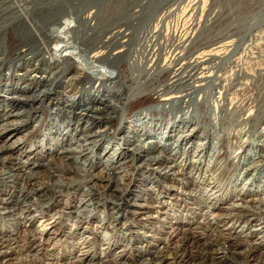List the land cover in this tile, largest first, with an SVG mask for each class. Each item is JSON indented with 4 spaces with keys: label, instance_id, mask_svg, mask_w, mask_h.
<instances>
[{
    "label": "bare ground",
    "instance_id": "1",
    "mask_svg": "<svg viewBox=\"0 0 264 264\" xmlns=\"http://www.w3.org/2000/svg\"><path fill=\"white\" fill-rule=\"evenodd\" d=\"M109 1L0 0V205L4 225L15 222L0 230V264H47L33 253L53 241L79 252L80 264H264V127L253 124L264 126V100L248 86L231 90L240 73L262 77L263 61L247 60L256 45L236 54L230 28L202 39L219 14L205 0L181 6L173 26L161 10L154 24L139 25L142 0ZM122 2L131 3L128 20L117 22ZM186 148L202 155L187 167V157L182 166L176 160ZM147 169L154 178L142 175ZM118 170L127 173L119 180ZM237 171L245 180H228L212 199L183 191L195 174L211 183ZM66 197L85 212L73 233L61 217ZM38 218L41 230H31ZM258 220L261 230H252ZM50 226L56 237L46 240ZM236 228L249 233L239 237Z\"/></svg>",
    "mask_w": 264,
    "mask_h": 264
},
{
    "label": "rangeland",
    "instance_id": "2",
    "mask_svg": "<svg viewBox=\"0 0 264 264\" xmlns=\"http://www.w3.org/2000/svg\"><path fill=\"white\" fill-rule=\"evenodd\" d=\"M114 1H117V0H114ZM136 1H141V0H136ZM188 1L189 0H142V3L146 4L147 8L144 11L145 13L143 12L142 18L139 19V25L140 24L142 25L143 23H144L143 26H146L148 24H154L155 21H157V19H155V14H156L155 12L160 11V10H161V12L164 11V13H166V19H165L164 25L168 24V26H170L169 24H171V26H173V25H175L176 22H177L176 24H181L180 21L183 20V17L181 16L182 15L181 12H179V8H181V6H184L186 4V2H188ZM109 2H112V0H110ZM249 2H251V3H249ZM254 3H255V5H254ZM130 4L131 3H128V2L127 3L126 2H122L121 6H120L121 9H120V7L117 8V9H120L117 12L118 14L115 17L117 22H125V21L128 20L127 9L126 8L128 6H130ZM101 5L102 6L104 5L103 2L102 3L101 2L98 3V6L101 7ZM205 5H206L205 6L206 10L210 9V8L211 9L214 8L215 11L218 10L216 12H217V14L218 13L219 14L217 16L218 18L216 17V20H215L218 25L216 24L215 28L214 27L209 28L208 32L205 31L206 33L202 35V39H204V38H206V39L208 38L209 39L212 36L210 34H213V35H221L222 34V35H224L225 33L226 34L228 33V30L233 29L234 31L233 30L232 31L235 32V34H234L235 38L234 39H236V41H238L237 43L239 44L238 48H237V51H236L237 52L236 54L244 55L245 52H246L245 51L246 47L248 45H251V44L256 45V48H255L256 50L253 51L254 52L253 55H252V53L251 54L248 53L249 55L247 54V57H248L247 60H249V62H251L252 64H255V65L256 64L258 65V63L263 61L262 65H264V0H205ZM176 8H178V11L171 12L172 10H174ZM123 12H125V13H123ZM115 18L111 19L109 22L111 23L112 20H113V22L111 23V24H113L115 22V20H114ZM123 18L125 19V21H124ZM218 20H220V21H218ZM106 22L107 21H105L103 19L102 20V26L105 27L107 25ZM137 30L138 29H134V32H135V35L139 36L140 35V33H139L140 30H138V31ZM212 32H214L215 34L212 33ZM78 35H81L80 32L78 33ZM137 36H135V37H137ZM260 37H261V39H260ZM249 39H251V40H249ZM256 41H257V44H256ZM249 57H252V58L250 59ZM258 59H259L260 62L258 61ZM110 72L112 73V71H110ZM249 73L251 74L252 72H249ZM263 73L264 72L261 73L262 77H260V75H259L260 73L259 72H258V75H257L256 72L252 73V75L254 74L255 77H253L251 75H248L247 73H246L247 74L246 75L245 72L240 73L242 76L240 74H238V75H240V76H238V78L240 79V80L238 79L239 80V84L238 85L234 84L235 86L233 85L231 90L234 91L235 89L236 90L239 89L241 86L242 87H247L248 86L249 88L255 89V91L259 90V91H257L259 94H261V93L263 94L264 93V91L262 89L263 88L262 85L264 84V82H263L264 81V77H263L264 74ZM218 83H219V81L217 82V84ZM236 85H237V88H236ZM214 91H215L214 89H212V91L209 90V94L212 92L211 93L212 96H210L211 98L209 97V102H210L209 103L210 104L209 107L210 108H209V111H208L210 113V114L208 113V115L210 116L211 119L215 118V113H214L215 110L211 106L212 102L210 101L211 99H214L213 95L216 92V91L215 92ZM262 94L259 96L261 101L264 100V94H263V96H262ZM146 105H149V103H147ZM253 124H254L255 128L257 127L256 129H258V131H260L261 128L264 127V126H261L260 121H259V124H258V121L254 122ZM17 138H18V136L14 137V139H17ZM193 142H194V144L201 143L198 140H194ZM215 143H217V141H215ZM218 147H219V145H216V148H218ZM113 148H118V146H116V143H114V147ZM26 149H27V147H26ZM208 151H209V149H208ZM175 153L176 152H169L168 155H171L170 157L173 158ZM5 155H6V153H4L1 156L0 162L5 160L4 159ZM197 155H198V152H196L195 149H190L189 150L188 148H186L185 151H183L182 153H179L176 156L177 164L181 165V166L184 165V163L186 161V157H187L188 158L187 159L188 162L186 164V167H187L190 160L191 161L193 160V161L196 162L202 156L201 155L198 158H196ZM193 156H194V158H192ZM85 159L86 158H82V160H80V164L83 163L85 161ZM204 159L202 158L201 160L204 161ZM222 163L223 162H216L215 164L217 165V167H220V165ZM104 169H105V172L108 171L107 167L100 166V168H99V170H104ZM227 169H229L230 171H233L234 168L233 167H227ZM148 170L149 169L144 170V173L142 175L143 176H149L150 175L151 178H154V175H151L150 173L146 172ZM186 170H188V172H189V169H186ZM194 173L195 172L193 171L192 175H194ZM115 174H116V177L119 180V179H121V177L125 176L127 173H122V171L118 170V171H116ZM254 174H255V172H253V175ZM217 178L214 181H211V183H210L209 181L205 182L203 180H200L199 174H195V180L194 181H190L189 184H187V181H182V182H184V185H188V187H189V188L188 187L184 188L183 191L185 192V194H187V193H189L191 191L201 190V191H204V193L207 194V196L212 199V198H214L216 196V195H214V193H216L220 188H222V190H224L226 185L229 184V183L232 186L236 185V187H238L245 180L246 177L244 176V174L241 171H237L231 177L230 176L226 177V178L225 177L224 178L220 177L219 180H217ZM228 180L230 181L229 183H228ZM54 183L57 184L58 181H48L49 185H53ZM60 184L61 183L59 182L58 186ZM104 184H105V182H104ZM82 185H84V184H82ZM245 185H246V187L248 186L247 182H246ZM258 185L260 187L264 188V179H261L260 182L258 183ZM83 188L87 189L88 187L84 186ZM254 188L255 187H253L252 190ZM15 189H16V191L18 189L21 190L20 187H17ZM15 189H8V190H11V192H13V191H15ZM73 192H74L73 190H69L68 191V197H71ZM244 193H245L244 190L241 191V188H239L235 192V194H237V195H244ZM184 197H187V196H183V198ZM262 197L264 198L263 194H262ZM184 199L186 200V202L190 203V200H188L187 198H184ZM63 200H62L61 204H62V208H63L64 214L61 215V217L63 218V220H67L68 219V221L65 222V226L64 227L66 228L67 232L73 233L74 230H75V226H74L75 218H78V216H83L85 214V212L82 211L83 209L77 210V209L73 208V205L78 204L77 201H73L70 198L68 199L67 197L65 199H63ZM134 203L138 204V203H140V201H135ZM66 206H68V207H66ZM78 206H81V204H78ZM190 207H192V206L190 205ZM2 208H3V206L0 205V230L9 231L10 232L13 229V225L15 224V222L14 221H9L8 225H4V221L1 219L4 216V212H3ZM130 210L131 211H136V207L132 206L130 208ZM176 210L177 209H169V208H167L164 211L167 212V213L174 214L176 212ZM99 212H101V213L98 214L101 217V218L98 219L100 221L102 219V217H103L102 216L103 215L102 214L103 209H102V211L100 209ZM187 213H188L187 211H183L182 212V214H184V215H186ZM198 213H201V212H198ZM86 215H89V217H90V214H86ZM58 217L59 216H57L56 218H58ZM198 218H199L198 221L202 222L204 220L201 217H199V215H198ZM159 219H160V222L158 221L156 223V227L157 228H160L161 220L166 219V217L163 216V215H160ZM39 221L40 220L38 218V220H36L31 225L32 227L30 226V229L34 230V231H40L41 228L39 227ZM261 224H262V220H258L256 222H254L253 225H252V230L260 231L261 228H262ZM224 228H228L229 229V228H231V225L228 224ZM245 231L246 230L245 229L242 230V228L234 229V233L236 235H238L239 237H242V238H245L248 235V233H249V232H245ZM56 232L57 231L55 229H52L51 226L47 227V229L45 230L44 238L46 240L47 239L52 240L53 238L56 237ZM106 234L107 233H104L102 236H100L98 238V241L96 242V244L101 243L102 240L106 238L105 237ZM70 241L73 242V240H70ZM71 251H73V250H71L69 248L68 249L64 248L61 244L58 245V244H56V241H53L50 245L46 246L44 250H40V251L38 250V251H36L33 254L35 255V257H37V256L40 257L42 255L46 256L45 258H46V263L47 264H49V263L52 264L54 262L55 258H60V257L68 258L69 260L74 261L77 264H80L82 262V260H83V258L80 257L81 254L79 252L75 251V250H74L75 252H73V253ZM118 255H119L118 250H116V251L113 252L112 258L117 259L118 257H116V256H118ZM102 258L104 260V257H102Z\"/></svg>",
    "mask_w": 264,
    "mask_h": 264
}]
</instances>
